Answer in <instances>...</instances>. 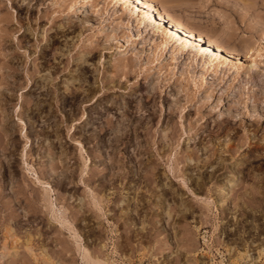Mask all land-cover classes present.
Wrapping results in <instances>:
<instances>
[{
    "label": "rangeland",
    "instance_id": "obj_1",
    "mask_svg": "<svg viewBox=\"0 0 264 264\" xmlns=\"http://www.w3.org/2000/svg\"><path fill=\"white\" fill-rule=\"evenodd\" d=\"M152 1L238 57L216 58L203 41L201 54L194 41L164 45L121 13L128 2L0 0V264H207L203 230L259 248L264 93L250 74L264 78V0ZM69 21L68 46L50 50L44 72L97 41L84 69L104 80L99 100L74 107L50 95L67 75L39 87L33 73L38 43ZM35 176L64 224L48 220Z\"/></svg>",
    "mask_w": 264,
    "mask_h": 264
},
{
    "label": "bare ground",
    "instance_id": "obj_2",
    "mask_svg": "<svg viewBox=\"0 0 264 264\" xmlns=\"http://www.w3.org/2000/svg\"><path fill=\"white\" fill-rule=\"evenodd\" d=\"M121 2H128L124 6V10L123 11L121 10L122 11L121 13H125V15L128 17V19L131 18L132 20H135L136 23L139 24L141 27L148 30L149 32L151 31L150 32L151 34L163 36L164 45H167L170 42H172V44L177 42L178 43L177 46H179V48L182 50L183 48L187 47V44L189 42L194 41L197 43V47L195 49L196 52H199L201 54L200 49L202 46L200 43L203 41V42H205V49H207L209 51L210 55H212L216 58L218 55H220L222 57H224V56L238 57V53L234 49H231V47H228L227 45H225L219 38H217L211 34L196 32V31L190 29L184 23H182L181 21L176 19L172 14H169L165 10L161 9L152 0H103V4H107V5L109 3H113V5H115V4L121 3ZM129 3L132 4L133 6L130 7ZM137 8H139L143 14L138 12ZM18 21L19 20L16 19V22H18ZM155 21H158L160 24L156 23ZM52 23L51 24L54 25V22H52ZM162 23L166 25L167 29H164L161 26ZM39 26H40V23H39ZM82 26L85 29H91L93 27V23L88 22V20L86 19V22ZM75 27L76 26L73 23H71V21L64 24L63 26L61 25V27L60 26H53L54 29L52 30V33H49V35L46 36V37L51 36L50 37L51 38V43H50L51 45L47 46L45 44H39L38 43L37 46H39V48H38V52H37L38 56L36 58L37 62L35 63V66H33L34 70H35V72L33 71L34 82L39 87H45V85H48V86L53 85V86L57 87L58 85H60V81L62 79L61 78L58 80L57 78H60L61 77L60 75H65V76L67 75V78L62 79V81H64V83H65V85H63V86L65 87L66 90L64 92H62L61 94H59V93L51 94L50 93V95L52 97L56 96L59 98L67 99L73 105V107H74V104L77 102H85V101L88 102V101H92V100L93 101L99 100V98H97V97L101 95V93L99 91L102 90L101 88H102L103 83H104L103 78L102 79H101V77H100V79L98 78V73L92 72L91 74H87L88 73L87 70L84 69L87 66V63H85L84 61L89 62V60H87V59H92V58H95V56H97L96 53L99 51V48L96 46L97 41L93 42V45H91V46L89 45V50L86 52L76 50L73 53H70V52L67 53L65 56L66 57L65 63H63L62 65L53 64V66L52 65L50 66V64H49L50 68H52V69L49 68L50 69L49 72L48 71L44 72V70L46 69L45 63H47V61L50 60V58H52V59L55 58V57H53L54 54L52 55V57H49L48 53L50 52V50L53 48V50L56 51V49L59 48L58 43H61L63 40L65 41L63 43V45L66 46V48H67V46H68L67 42L68 41H67L66 33H67V31H70L69 28H72L74 30ZM42 29H44V27H42ZM27 31H28V29L26 28V30L24 29L22 31V33L25 34ZM38 31L40 32V34L35 35V41H37V42H39L43 39V36L41 35V33L42 32L44 33V31L41 30V28ZM29 32H28V34H29ZM30 33H31V35H33L32 31ZM55 44L57 45V47L56 46L54 47ZM257 48H259V47H257ZM27 49L28 48H26V50ZM254 49H255V47H254ZM260 49L261 48H259V50ZM256 50H258V49H256ZM28 51H30V50L28 49ZM23 56L24 57L21 59V61H22L21 64L25 65L24 62H26V61L24 58L26 57V55H23ZM213 60H211L208 63V64H210V66H215L214 65L215 62L213 63ZM92 65L94 67V64H92ZM254 65H255V63L253 62V63L249 64L248 68L249 69L251 68V70H252V67ZM71 67H75V69L73 70V68H71ZM97 68L98 67H96V65H95V67H94L95 72H96ZM94 70H92V71H94ZM73 71H75V72L77 71L78 73L76 72V74H73ZM42 72H44V73H42ZM59 72H60V74H58ZM250 76H251L250 78H252L251 80H254V82H255V83L254 82H252V83L255 84L256 86L257 85L260 86L259 90L261 91V93H264V89H262V87H261L262 83H264V78L261 77L262 74H260L257 70L255 71V69H254V71L251 72ZM90 78L92 79V81L90 80ZM262 107H264V106H262ZM90 110H88L87 113H90V112L91 113H98L99 112L98 108H95V109L92 108ZM122 115H123V113H122ZM34 180L38 186L43 187V190H44V192L42 191L43 197L40 199H41V201H43L45 208L47 207L46 212L49 215L48 220L51 218L54 221L58 222L60 225L67 222L66 219L63 218V216L60 214V211L57 208L56 203H55L56 202L55 198H53L52 195H50L49 192L51 189L48 186V184L44 183V181L41 182V180H39L36 176H35ZM41 196L42 195H40V197Z\"/></svg>",
    "mask_w": 264,
    "mask_h": 264
},
{
    "label": "built area",
    "instance_id": "obj_3",
    "mask_svg": "<svg viewBox=\"0 0 264 264\" xmlns=\"http://www.w3.org/2000/svg\"><path fill=\"white\" fill-rule=\"evenodd\" d=\"M204 232V233H203ZM199 238L197 254L207 262V264H264V234L259 240V248L250 241L243 245L229 243L222 238H213L203 230ZM236 259V262H232Z\"/></svg>",
    "mask_w": 264,
    "mask_h": 264
}]
</instances>
